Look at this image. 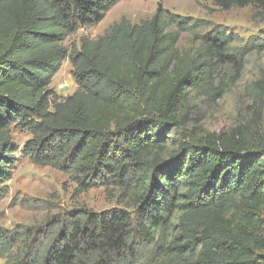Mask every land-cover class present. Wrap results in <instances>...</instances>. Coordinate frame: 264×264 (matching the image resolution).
Returning a JSON list of instances; mask_svg holds the SVG:
<instances>
[{"label":"trees","instance_id":"obj_1","mask_svg":"<svg viewBox=\"0 0 264 264\" xmlns=\"http://www.w3.org/2000/svg\"><path fill=\"white\" fill-rule=\"evenodd\" d=\"M120 0H0V199L23 156L69 175L80 191L119 192L123 208L81 207L40 226L0 225L5 264H264V134L202 132L169 148L192 92L222 96L243 69L247 44L224 26L158 5L123 18L79 47L63 42L98 24ZM264 0H216L228 9ZM182 32L195 47L180 50ZM264 40V39H263ZM253 46H260L255 41ZM68 58L78 88L50 83ZM217 65L233 74L215 85ZM264 90V82H256ZM254 104L261 98L255 90ZM52 218L54 220H52Z\"/></svg>","mask_w":264,"mask_h":264},{"label":"rangeland","instance_id":"obj_2","mask_svg":"<svg viewBox=\"0 0 264 264\" xmlns=\"http://www.w3.org/2000/svg\"><path fill=\"white\" fill-rule=\"evenodd\" d=\"M159 4L166 10L208 25L201 29V33L212 26L226 27L239 38L234 45L247 44L249 50L237 80L224 90L222 96L213 98L195 92L190 94L187 104L178 111L183 121L181 128L173 129L169 134L170 150L176 149L179 142L205 131L230 132L240 127L264 134V90L256 88V82H264V2L225 9L217 5L216 0H120L105 12L98 24L79 28L63 44L68 49L72 45L79 47L81 39H95L123 18L137 24L150 18ZM254 41L262 45L255 47ZM197 44L190 33L180 34V50ZM71 71L72 65L66 58L51 80L50 88L59 97L69 96L78 88ZM232 74V67L217 65L215 85ZM255 90L261 92L256 104L253 100ZM11 133L16 144L15 162L8 182L9 192L0 199L1 226L9 229L17 225L40 226L47 218L65 219L69 211L81 207L97 213L123 208L118 202L119 192L115 189L95 187L80 191L68 174L50 166L33 164L21 153L30 134L16 127ZM0 264H5L4 258L0 257Z\"/></svg>","mask_w":264,"mask_h":264}]
</instances>
